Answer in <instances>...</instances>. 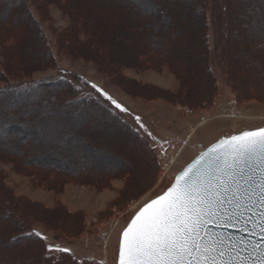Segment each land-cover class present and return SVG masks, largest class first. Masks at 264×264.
<instances>
[{
    "label": "rangeland",
    "instance_id": "1",
    "mask_svg": "<svg viewBox=\"0 0 264 264\" xmlns=\"http://www.w3.org/2000/svg\"><path fill=\"white\" fill-rule=\"evenodd\" d=\"M0 65L9 72L0 88L59 73L92 82L163 141L135 142L108 105L75 102L67 83L34 85L30 99L0 92V147L21 149L0 150V191L52 219L16 230L0 215V264H41L42 244L12 240L30 229L101 261L83 264H118L121 234L142 205L222 136L264 126V0H0Z\"/></svg>",
    "mask_w": 264,
    "mask_h": 264
},
{
    "label": "snow or ice",
    "instance_id": "2",
    "mask_svg": "<svg viewBox=\"0 0 264 264\" xmlns=\"http://www.w3.org/2000/svg\"><path fill=\"white\" fill-rule=\"evenodd\" d=\"M118 264H264V128L202 152L145 204L122 233Z\"/></svg>",
    "mask_w": 264,
    "mask_h": 264
},
{
    "label": "trees",
    "instance_id": "3",
    "mask_svg": "<svg viewBox=\"0 0 264 264\" xmlns=\"http://www.w3.org/2000/svg\"><path fill=\"white\" fill-rule=\"evenodd\" d=\"M23 5L26 0H20ZM25 11L28 14L29 17H33L32 12L30 10V7L25 6ZM197 13L199 16H203L205 24L208 26H212V18L211 14H209V11L205 9L202 5H198L197 8ZM164 10H162L161 13H163ZM35 23V22H34ZM153 23V22H152ZM37 26L39 25L38 22L36 21L35 23ZM39 27V26H38ZM40 31V29H39ZM208 37V36H207ZM34 66L32 64H27L26 67L30 68ZM24 67V66H21ZM210 67V66H209ZM17 68V67H16ZM211 69V68H210ZM18 72H20V69H18ZM0 73L4 75V77H9V72L7 70L3 69V66L0 65ZM15 75L17 73H12V75ZM34 83H31L29 81L22 83L19 89H14V88H0V92H9V90L14 91L15 95H19V93H26V91H29L31 88H33L34 85H37L39 87H43V85L47 84H55L58 85L59 83H67L69 86H72L74 88V93L76 94V99L75 102H95L96 104L100 106H106L108 105L110 108L111 115L113 117H116L119 119L118 121L122 122L123 125L125 124L126 127L131 130L141 141L146 143L149 149H153V145L156 144L157 146H160L163 144V141L158 138L151 132L150 126L148 125L147 121L138 114H135L131 112L129 108H127L125 105H123L121 102L116 100L113 96H111L105 89L101 88L100 86L89 82L88 86L78 83L76 81H73L68 75L65 74H58V79L56 80H51V81H42L39 82L37 80L33 81ZM11 84H16V83H11ZM19 84V83H17ZM93 85H96L94 88ZM11 87V86H10ZM20 90H23L25 92H22ZM42 94V93H40ZM107 94V95H104ZM111 97L112 99L109 100L107 97ZM112 100H115L117 104L121 105V108L126 109V111H121L120 108H117L115 104L112 103ZM106 104V105H105ZM125 115H131L132 122L129 121L128 119L125 118ZM121 123V124H122ZM223 137V136H222ZM225 137V136H224ZM159 141V142H156ZM154 142V143H153ZM156 150V149H155ZM12 153V152H11ZM16 154V153H15ZM12 158L16 160L13 156ZM85 171V169H83ZM73 179V177H72ZM0 204L5 205L8 204L9 206H6V210H2L3 212L0 214L3 217H7L9 219V222L11 223L10 225H13L16 230H21L25 226V222L30 221L32 219H38L41 220V222L48 223L51 219V216L45 215L42 213L40 210H37V202L32 201L28 197L25 196H16L13 191H10L9 188L3 189L0 191ZM40 204V203H39ZM35 210V212H34ZM37 210V211H36ZM42 210V209H41ZM76 215V214H73ZM72 219V218H71ZM57 222V221H54ZM78 220H69L70 225L67 226V229L70 227L71 230H75L78 228L77 226ZM39 232L41 233V237H44L46 239H41V237H37L34 234L30 233H35ZM17 239H28L31 242H34L36 244H42L43 247H39V249H43L42 253V258H41V264H59L60 262L64 261L67 259V257H71V259L77 261L78 264H83L84 261H97L94 258H88L86 256H81L77 255L74 253L73 250L69 247H63L59 243H54L48 241L47 235L38 230V229H30L24 232H16L13 233V238L12 240H17ZM27 243V242H26ZM53 246V248H59V249H67L68 251L61 252V251H49L48 246ZM101 263V261H97Z\"/></svg>",
    "mask_w": 264,
    "mask_h": 264
},
{
    "label": "bare ground",
    "instance_id": "4",
    "mask_svg": "<svg viewBox=\"0 0 264 264\" xmlns=\"http://www.w3.org/2000/svg\"><path fill=\"white\" fill-rule=\"evenodd\" d=\"M19 17H20V15H18V16H16V19L15 20H19ZM131 19V18H130ZM150 22V21H149ZM154 25V24H153ZM160 28V27H159ZM27 43H32L33 42V40L32 39H28L27 41H26ZM44 93V92H43ZM49 93V92H48ZM47 94V93H46ZM50 94V93H49ZM32 95V94H31ZM41 96V95H40ZM18 97H23L22 99H25V97H28V99H30V95H26V93H21V94H19L18 95ZM43 98V97H42ZM45 98V97H44ZM33 99H36V98H33ZM23 101H25V100H23ZM57 106V105H56ZM49 107V106H48ZM64 108V107H63ZM52 110H53V108H51ZM56 109V108H55ZM57 110V109H56ZM86 111V110H85ZM84 111V112H85ZM87 112V111H86ZM89 112V111H88ZM87 112V113H88ZM90 115H92V114H90ZM99 122V121H98ZM119 122V121H118ZM120 124V123H119ZM124 129H125V132L127 133V134H129L130 136H132V137H134V141L135 142H139V143H142V141L131 131V130H129L125 125H123V124H120ZM102 126H103V124H102ZM7 128V127H6ZM89 129V128H88ZM116 146H117V144H116ZM5 147L6 148H3V147H0L1 149L0 150H2L3 151V149H7L8 151H10V152H12V153H21L20 152V147L16 144V143H8L7 145H5ZM24 147V146H23ZM26 147V146H25ZM28 147V146H27ZM30 148H32V147H30ZM33 148H35L34 146H33ZM25 149V148H24ZM32 150V149H31ZM146 150H148V149H146ZM24 152V151H23ZM32 153H34L35 152V149H33V151H31ZM30 152V153H31ZM31 153V154H32ZM147 153H149V152H147ZM31 154H28L29 156H31ZM35 154V153H34ZM151 156V155H150ZM32 157H33V155H32ZM18 158V157H17ZM29 158V157H28ZM149 161V160H148ZM151 162V161H150Z\"/></svg>",
    "mask_w": 264,
    "mask_h": 264
},
{
    "label": "water",
    "instance_id": "5",
    "mask_svg": "<svg viewBox=\"0 0 264 264\" xmlns=\"http://www.w3.org/2000/svg\"><path fill=\"white\" fill-rule=\"evenodd\" d=\"M259 128H264V126H262V127H258V128H253V129H248V130H244V131H253V130H257V129H259ZM244 131H241V132H239V133H234V134H232V135H230V136H225V137H222V138H220V139H218L217 141H215V142H213L212 144H210L209 146H207L203 151H201L190 163H192L202 152H205V151H207L209 148H211L212 146H214L215 144H217V143H219L220 141H222L223 139H225V138H230L231 136H234V135H240V134H242ZM190 163H188L185 167H184V169L190 164ZM184 169H182V170H184ZM181 170V171H182ZM180 171V172H181ZM179 172V173H180ZM178 173V174H179ZM177 174V175H178ZM176 175V176H177ZM175 180V179H174ZM174 182V181H173ZM166 191V190H165ZM164 193V192H163ZM163 193H161V194H159V195H162ZM159 195H157V196H159ZM157 196H155V197H153L152 199H154V198H156ZM152 199H150L149 201H147L145 204H147L148 202H150ZM144 204V205H145ZM144 205H142L139 209H138V211L133 215V217L131 218V220L135 217V215L140 211V209L144 206ZM131 220L129 221V223L127 224V226L125 227V229L128 227V225L130 224V222H131ZM124 229V230H125ZM123 230V231H124ZM123 233V232H122ZM121 238H122V234H121ZM120 241H121V239H120Z\"/></svg>",
    "mask_w": 264,
    "mask_h": 264
},
{
    "label": "built area",
    "instance_id": "6",
    "mask_svg": "<svg viewBox=\"0 0 264 264\" xmlns=\"http://www.w3.org/2000/svg\"><path fill=\"white\" fill-rule=\"evenodd\" d=\"M108 234H109V233H108L107 231H105L104 235H105V236H106V235L108 236Z\"/></svg>",
    "mask_w": 264,
    "mask_h": 264
}]
</instances>
